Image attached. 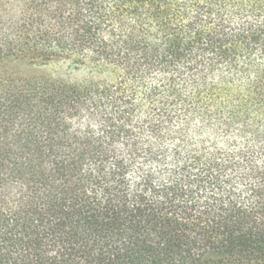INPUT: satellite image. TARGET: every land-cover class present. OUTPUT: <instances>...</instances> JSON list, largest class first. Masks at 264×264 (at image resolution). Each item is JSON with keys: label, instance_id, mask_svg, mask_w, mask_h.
<instances>
[{"label": "trees", "instance_id": "16d2710c", "mask_svg": "<svg viewBox=\"0 0 264 264\" xmlns=\"http://www.w3.org/2000/svg\"><path fill=\"white\" fill-rule=\"evenodd\" d=\"M0 264H264V0H0Z\"/></svg>", "mask_w": 264, "mask_h": 264}]
</instances>
